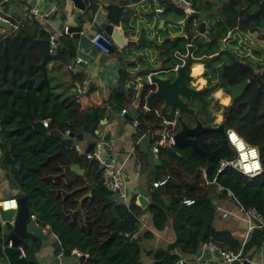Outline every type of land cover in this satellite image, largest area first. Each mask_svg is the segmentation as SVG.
Segmentation results:
<instances>
[{
	"label": "trees",
	"instance_id": "16d2710c",
	"mask_svg": "<svg viewBox=\"0 0 264 264\" xmlns=\"http://www.w3.org/2000/svg\"><path fill=\"white\" fill-rule=\"evenodd\" d=\"M88 1L92 2L89 8L96 5L94 0H84ZM202 1L192 0L186 11L167 2L163 4L164 11L173 10L177 18L184 19L188 39L194 45L192 54L208 59L204 64V76L210 75L217 66V71L223 68L228 84L248 81L243 94L231 104H224L229 99L224 96L225 92L220 94L219 101L223 105L220 107L224 108L221 115L217 109L213 119L218 125L222 116L225 128L235 130L247 144L256 146L264 169V52L255 62L230 53V45L237 41V32L245 33L264 25V2L248 0L242 7L237 0H231L220 7L215 18L198 12L199 9L210 10L206 3L201 5ZM122 4L107 5L105 18L107 22L126 28L128 11ZM200 21L207 23L208 40L195 32ZM235 25L239 31L233 30ZM3 33L0 37V170L18 190L16 197L26 196L29 214L54 235V255L69 257L72 250H77L85 255L81 264H141L139 256L144 252L150 258L148 264H174L179 258L195 254L199 245L210 242L221 243L234 251L241 247L242 257L247 260L255 249L264 246V225L249 232L244 241H238L233 232L217 230L212 225L216 211L213 199L229 200L243 210L253 208L264 220V170L251 177L232 167L216 173L217 159L205 160L187 145L174 146L171 151L159 148L157 163H153L149 159L150 140L149 147L143 154L140 152L141 167L149 171L148 183L153 175L157 179L167 175V181L156 188L148 184L147 204L143 208L134 197L126 205L117 202L101 184L98 162L77 155L72 147L74 137L68 135L92 137L97 121L107 117L108 112L118 114L126 102H132L135 89L114 88L105 101L96 97L90 102L88 96L94 92L89 87L85 93L88 99L83 105L77 97L61 98L55 93L49 62L67 63L72 58L70 35L58 37L56 54L50 57L48 33L37 21L24 22ZM222 38L231 41L225 42L224 50L219 51L218 41ZM175 41L181 43L182 39ZM178 48L183 53V45ZM164 63V68L171 67L175 59ZM192 67L196 68L192 75L199 76L201 65ZM259 67L262 73H253ZM81 80L79 75L78 89ZM199 81L204 83L200 78ZM145 94L142 93L138 101V116L134 118L137 125L132 139L145 136L152 123L160 121L154 109H144ZM36 121L47 122L44 138L32 128ZM50 130H57L60 137L48 134ZM205 135L209 136L207 143L203 144L200 138L197 143L203 150L210 151L219 139L210 132ZM71 164H77L83 173L72 172ZM182 198L192 199L193 203L181 205ZM144 213L149 214L151 226L156 231H161L170 218L174 239L164 246L143 249L142 241L153 238L146 229L138 232ZM10 233V225L0 223V264H7L2 249L9 242ZM124 233H137V236L129 239ZM18 246L24 249L28 264H37L22 242H17L14 248ZM37 248V244L32 245L33 252ZM14 253L18 256L15 249Z\"/></svg>",
	"mask_w": 264,
	"mask_h": 264
},
{
	"label": "crops",
	"instance_id": "0c3cea01",
	"mask_svg": "<svg viewBox=\"0 0 264 264\" xmlns=\"http://www.w3.org/2000/svg\"><path fill=\"white\" fill-rule=\"evenodd\" d=\"M82 1L84 3L85 10L89 11V15L91 17V19L89 20L85 19L84 12L75 10L71 3L67 0H11L9 3H7V9L5 11H2L3 16H8V21L10 22L6 23L7 28L0 26L3 28L4 31L14 30L17 26L21 25L22 23L17 24V22L22 19L27 9L33 5L37 6L41 12L47 11V9H49V7L51 6H56L57 10L50 17V19L54 20L53 27L56 30L55 32L57 35V41L58 37L61 34L70 35L69 33L61 32V27H63L64 23H69L72 26L79 27V34L77 38H71V46L73 47L72 58L74 56H79L83 58L87 61L86 66L79 67V72L77 74H72L65 69L64 65L66 63L60 61L49 62V69L51 71L50 77L52 79L53 85L56 87L55 92L63 98L77 96V77L79 75L80 77H82V79H88L91 82V87H93L94 89V93L91 94L92 96L90 97L91 99H88V101L90 102L95 101L96 97L101 102L105 101L108 98L112 89L114 88H119L122 90L134 88L136 94L137 86L142 82L140 81V79L135 77L127 78L125 66H135L137 65L138 61L146 60V63L149 67L145 66L139 71L141 74L145 75L155 72L157 70L165 69L164 67H166V63L164 62L168 61V59L170 60L171 58L175 59V63L173 66L179 65L181 62L178 60L180 59L181 55H185L187 52V43H192L188 39L187 32L184 28V19L177 18L176 12L173 10L164 11L165 6L163 4L168 2L166 0H94L96 5H93V7H91L90 5V8L89 4H92V2H84V0ZM189 1L191 5L192 0ZM229 1L231 0H203L201 2V5L203 6L204 3H206V5L210 6V10L208 12H205L204 9H199L198 12L200 14L208 13L210 15H213V17L217 18V11L220 9V7H222ZM237 1L242 7H244L248 2V0ZM262 1L264 2V0ZM120 3H123V8L125 9V11H128L126 28H123L121 25H116L111 22H107L105 18V7L109 4L119 5ZM173 6L177 9H180L178 6ZM157 9H160V11H156ZM32 21H37V19L31 17L30 19H26L24 22L29 23ZM107 23H109L113 27H117L124 40H130L135 42L128 48L130 50V52H128L129 56L126 57L124 62H119L116 57H111V55L108 53L103 54L97 51L88 42V36L90 32L92 30H96L100 27H103V25ZM203 23L204 31L207 33V23H205V21H203ZM236 29L237 26L235 25L233 27V30ZM236 31L239 30L237 29ZM3 34L4 33H2L1 36ZM236 35V43L230 45V48H232L231 52L235 56L246 57L252 62L259 60L262 53L264 52V25L252 31H246L245 33H242V31L237 32ZM199 36H202L203 38H206V40H208V38L203 36L202 34H199ZM176 38L182 39V42H173V40ZM165 39H167L168 41H165ZM219 41H221L222 45H220ZM219 41V51H221L224 50L225 42H229L231 40H228V38H222ZM180 44H182L184 47L183 53L178 50ZM241 44H245V47ZM192 46L194 47V45ZM256 46L261 47L258 50ZM252 51H255L256 53H258V55H255ZM72 58L69 59L68 62H70ZM220 63L221 62H219L218 66L220 65ZM201 66L202 74L204 72V65L201 64ZM191 67L189 68L190 75H192ZM122 69L125 72L123 80H121ZM253 73H256L258 75L261 74L262 68L259 67L257 69H254ZM201 74L199 76L192 75L195 80L191 81V85L196 87V89H200L205 84L199 81V78L204 81V78L203 76H201ZM130 79H132L131 82H136L134 87H130L128 84L125 83H128V81L130 82ZM76 99H79V97ZM133 100L130 103L126 102L123 108H126V110H128L132 106ZM214 102H216L215 98L213 101H211L210 112H212L215 107ZM143 106L145 107L144 101ZM108 113L109 114L107 116V121L109 129H107L106 132L110 135L109 144L111 146V154L110 152H107V154L113 157L112 164H123V173L126 180L125 187L129 198L134 197L136 203L137 197L139 196H142L147 200V195L145 191L149 184V171L141 167L140 158L143 152L146 150V133L145 136L141 137V142L145 140L144 143L142 144L140 142L138 145H136L134 149L135 154L130 155L128 159H126L124 162L123 160L127 151L129 150L131 139L135 134V128L137 125H133V122H135V117H133L132 121H128L126 119H123L122 117H119L118 114H111L110 112ZM214 115L215 114H213V116ZM115 116L120 118L119 121L124 124L123 127L120 128L121 131L118 130V124H116L114 121L110 122L112 119H115ZM208 121L212 125L215 123L214 119H209ZM91 141L92 137H88V139L81 137V140L78 142L79 145L83 149H85V147ZM152 144H154L153 141ZM137 169H141L140 176H136ZM141 178L144 179L146 185L142 184L143 181ZM1 181H5V179L2 171L0 170V200H2L0 202V206L8 202L3 199L16 197L13 194L8 195L7 190H3L5 188V184H2ZM219 201L220 200H212L213 204L216 207V211L219 217L222 218L221 214H224L225 217L222 219L232 218L234 220H237L240 224V228L232 229L231 231L234 233V235H236L235 238L237 240L243 241V235L248 225V218L245 214L239 212L238 207L232 204L229 200L228 201L230 203H227V200H223L220 202ZM47 229V226H42L43 236L48 234ZM144 229L150 231L153 234V238L148 241H142L141 247L143 249L164 246L166 243H170L174 239L170 218H167L166 224L161 231H156L151 226L149 214L144 213L141 216L138 232L143 231ZM51 236L53 237H49V240L44 242L42 241L43 238H40L39 242L37 243L38 248L33 252L35 262L37 264H79L73 263L70 259V256V263L65 262V259L59 262L58 256L61 255L55 256L53 254L52 248H50V244L54 240V235L51 234ZM150 243L152 246H149ZM200 255L201 258L196 259V257ZM184 259L186 260V264H214L215 261V257H213L208 252L206 244L199 245L195 254L188 255ZM139 260L141 264H148L150 262V258L144 252H141ZM243 261H245L246 264H264V246L255 249L253 255L248 260L244 258Z\"/></svg>",
	"mask_w": 264,
	"mask_h": 264
},
{
	"label": "water",
	"instance_id": "95a60500",
	"mask_svg": "<svg viewBox=\"0 0 264 264\" xmlns=\"http://www.w3.org/2000/svg\"><path fill=\"white\" fill-rule=\"evenodd\" d=\"M11 0H0V7L2 11L7 9V3ZM71 3L75 10L84 12L85 19H91L89 11L85 10L82 0H67ZM0 26L7 28V24L0 20ZM103 32L109 35L112 44L107 46V52L111 57H116L119 62H124L129 54L125 47H130L135 42L130 40H124L117 27H113L109 23L100 27ZM199 32L208 38V34L204 31V23L200 21L197 25ZM71 38H77L79 34V27H71L69 30ZM222 45L221 41H219ZM180 64L171 66L162 70H157L150 74H145L142 83L137 86L136 94L132 103V106L128 109L126 114L122 116L123 119L132 121L133 117L138 116L137 103L141 98V94L146 92L143 96L145 103V110L154 109L156 115L160 121L152 123L151 127L146 132V146L149 147L150 140L157 141L160 138V132H163L165 123L177 121V128L175 129L172 139L174 146L181 147L187 145L192 152L199 155L205 160L209 159H223L232 160L235 157V152L232 147L227 143L225 139V125L223 119L216 126L203 125L200 120L195 116L196 112L202 114L206 113L205 105L208 103L204 96L211 94V91L220 84L224 92L228 95V104L233 103L244 92L248 81L244 80L236 84H228L223 77V68L220 67L217 71V79L211 83H205L200 89H194L187 81L192 80L194 77L188 73V67L193 63H201L204 65L207 62V57H195L192 51H187L185 55H181ZM123 68V67H122ZM166 74L164 77H159L157 74ZM125 72L122 69L121 80L124 79ZM192 100H196L198 106L196 108L190 107L189 103ZM187 116L193 122V125H187L182 117ZM34 131L41 134L42 138L46 136V130L42 127L40 121H36L32 124ZM211 132L217 135L219 141L218 144L210 151L203 150L197 143V137L200 134ZM48 134H53L60 137V133L57 130H50ZM77 141L81 140V134L72 135ZM110 135L104 133L102 140L97 144L99 149L98 157L101 159L104 157V163L108 164L113 157L107 152L110 151ZM93 147V143L90 142L85 151H90ZM166 150H173V146H164ZM149 159L153 163H157V158L153 155L149 156ZM70 170L78 175L82 174L83 170L79 168L77 164H71ZM155 179V176H152ZM16 207L2 208L0 206V222L7 223L11 227V233L7 237L10 246L5 245L2 249V254L7 264H28L25 257H17L14 253V246L17 242H22L26 247L28 255L34 259L32 245L37 244L43 235L42 226L36 224L34 221L29 220V212L27 207V198L24 195L15 197ZM138 205L143 208L147 204V200L139 196L137 197ZM257 224V221H256ZM8 243V242H7ZM215 248L225 250L226 246L221 243L210 242ZM85 256L80 254L76 256L74 252L71 253L70 259L73 263L81 264ZM183 264H186L185 261ZM237 264V263H236ZM241 264H246L243 261Z\"/></svg>",
	"mask_w": 264,
	"mask_h": 264
},
{
	"label": "built area",
	"instance_id": "2783aa9c",
	"mask_svg": "<svg viewBox=\"0 0 264 264\" xmlns=\"http://www.w3.org/2000/svg\"><path fill=\"white\" fill-rule=\"evenodd\" d=\"M166 1H168L169 3H171L175 6H178L180 9H182L184 11L189 9V6H190L189 0H166ZM56 10H57L56 6H51V7H49V9H47V11L41 12L37 6L33 5L27 9V11L23 15L22 19H20L17 22V24L23 23L26 19H30L31 17H34L35 19H37V23L43 28L44 31H46L48 33L47 53L50 57H54V55L56 54V51H57V46H58L57 35L55 32L56 30L53 27L54 20L50 19V17L56 12ZM156 11H160V9H157ZM0 20L4 21L6 23L9 22L8 16H6V17L3 16V12L1 10V7H0ZM70 27H72V25H70L69 23H64L63 27H61V32L62 33H69ZM3 31H4L3 28L0 27V37H1V34L3 33ZM227 35H228V33H227ZM88 42L94 49H96L97 51H99L103 54L108 53L107 52V46L112 44V41H111V38L109 37V35L106 34L105 32H103L101 29L92 30L88 36ZM192 49H193L192 44L190 42L187 43V51L190 50V52H191ZM86 64H87L86 60H84L83 58H81L79 56H74L72 58V60L70 62L66 63L64 66L68 72H70L72 74H77L79 72V67L86 66ZM89 87H91V82L88 79H82L81 80V86L79 87V89L78 88L76 89L77 95L85 94ZM144 109H145V107H144ZM127 111L128 110H126V108H121L120 111L118 112V116L122 117L124 114H126ZM41 125L43 128L46 129L47 122L42 121ZM133 125L135 126L136 123L133 122ZM107 129H109L107 117L99 119L97 121L95 127L92 130V141H91L93 143L92 149L90 151L86 152L85 149H83L79 145V142L75 138H73L72 147H73V150L75 151V153L77 155L83 156L86 160H95L99 163V165H100V174L99 175H100V180H101L102 186L104 187V189L107 192H109L112 195V197L117 202L126 205V204H128V201L130 198L128 196V193H127L126 187H125L126 180H125V176L123 173V164L114 165V164H112L113 159L111 161H109L108 164H105L103 162L104 157L101 159L98 157L99 149H97V144L102 140V136L104 135V133H106ZM228 130L229 129H227V128L225 129V139H226L227 143L234 150L235 157L232 160L219 159L218 160V167L216 169V173L220 172L223 168L232 167L245 176L251 177V176L256 175V174L246 175L239 170L238 166H234V163L239 160V153L235 149V147L231 144L230 140L228 139V135H227ZM174 131H175L174 122L165 123L163 132H160L159 140H157V141L152 140L154 142V144H152L150 147V154L156 157V154H157V151L159 148H161V147L163 148L164 146H171V147L174 146L173 139H172V135H173ZM64 134L67 135L68 131H65ZM141 137L142 136H138L134 139H131V144L129 145V150L127 151L125 158L123 160L124 162L126 159H128V157L130 155L135 154V152H134L135 146L141 142V139H142ZM140 170L141 169L136 170V172H137L136 176L137 175L140 176V174H141ZM167 179H168L167 175H165L161 179H157V178L152 179L149 183V186H151L152 188L162 186L167 181ZM3 200L15 201V197H10L9 199H3ZM1 201L2 200H0V202ZM179 203L181 205L188 206V205H191L193 203V200L189 199V198H182ZM15 205H16V202H15ZM1 207L5 208L3 206H1ZM15 207H13V209H15ZM238 211L245 214L246 217L248 218V225H247V228H246L245 233L243 235V241H244L249 232H251L255 228H258V227L264 225V220L253 208H250L248 210H243L241 207H238ZM221 217L224 218L225 215L221 214ZM29 220H32L36 224H39L37 222L35 216L32 214H29ZM256 221H257V224H256ZM123 236L128 237L129 239H135L137 236V233H134L131 235L124 233ZM7 245L9 246L10 244L8 243ZM206 246H207L208 252L213 257H215L214 264H236V263L241 264L243 262L244 258L242 257L241 247L234 251L232 249L229 250L227 248L225 250H221L219 248H215L210 243H207ZM15 250L18 251L17 257H25L24 249L21 246L16 247ZM72 252H74L76 254V256L81 254L77 250H72L71 253ZM199 258H201V255L196 257V259H199ZM184 261H186L184 258H179L174 264H183Z\"/></svg>",
	"mask_w": 264,
	"mask_h": 264
},
{
	"label": "rangeland",
	"instance_id": "374dc122",
	"mask_svg": "<svg viewBox=\"0 0 264 264\" xmlns=\"http://www.w3.org/2000/svg\"><path fill=\"white\" fill-rule=\"evenodd\" d=\"M72 27H77V26H72ZM71 28V27H70ZM70 28H69V30H70ZM195 32L199 35V34H201L200 32H199V29L198 28H196L195 29ZM163 35V34H162ZM242 46H244L245 47V44L243 45V44H241ZM257 47V49L259 50L260 49V47L261 46H256ZM125 49H126V51L125 52H130V50L128 49V47H125ZM229 49V48H228ZM231 50H232V48L230 49V53H232L231 52ZM135 57V56H134ZM132 58V57H131ZM222 61V60H221ZM220 61V62H221ZM151 65V64H150ZM145 66H148V64L146 63V60H143V61H138V63H137V65H128V66H125L126 67V76H127V78H133V77H135V78H138V79H140V81L142 82L143 81V79H144V74H141L139 71L141 70V68H143V67H145ZM194 66V65H193ZM149 67V66H148ZM191 69H192V72H194L195 70H196V68L195 67H191ZM200 69V72H202V67L201 68H199ZM157 76H159V77H164V76H166V74H157ZM213 78H214V75L212 76ZM132 81V79H130V82L128 81V83L127 82H125L126 84H128L130 87H134L135 86V84H136V82H131ZM90 88H92V90L94 91V89H93V87H90ZM221 92V91H220ZM56 93V92H55ZM77 95V94H76ZM208 95V94H207ZM207 95H205L206 96V98L208 99V101L210 102L211 101V99H213L211 96H210V94H209V96H207ZM217 95V94H216ZM61 98H63L62 96H60ZM77 98L79 97V101H80V103H81V105H83V103H86L87 102V96L85 95V94H82V95H77L76 96ZM89 98L91 97V96H88ZM191 105L193 106V107H197V102H196V100H192L191 101ZM214 105H215V107H214V109H213V111L211 112L212 114H215V111H216V109H220V115H221V111H222V109L224 108V107H220V106H223V105H221L218 101H216V102H214ZM201 117H202V119L204 120V119H206V115H201ZM115 119H112L110 122H115L116 124H118V126H119V131H121V127H123V123L121 122V121H119L120 120V118H118V117H114ZM217 119V118H216ZM215 122H217L218 123V121L217 120H215ZM88 137H90V136H88V135H85L84 136V138H87L88 139ZM145 141V140H144ZM144 141H142L141 143L143 144L144 143ZM151 147V146H150ZM145 148H147V146H146V144H145ZM110 154H111V149H110ZM99 164V163H98ZM99 167H100V165H99ZM142 172V171H141ZM3 173V172H2ZM3 176H4V174H3ZM5 179V178H4ZM142 179V181H143V185H146V182L144 181V179L143 178H141ZM1 183L3 184H5V188L3 189V190H7V192H8V195H10V194H13L14 196H16V194H17V192H18V190L9 182V181H7L6 179H5V181H1ZM3 187V186H2ZM7 195V196H8ZM214 201H216L215 199H214ZM226 201V200H225ZM220 202V201H219ZM227 203H230L228 200L226 201ZM212 225H213V227L215 228V229H225V230H228V231H231L232 229H236V228H240V224H239V222L237 221V220H234V219H232V218H227V219H222V218H220L219 217V215H218V213H217V211H215V214H214V217H213V221H212ZM143 229V228H142ZM232 232V231H231ZM43 236V235H42ZM236 236V235H235ZM49 237H53V236H51V233H48V234H46L45 236H43L42 238V241L44 242V241H48L49 240ZM55 241V237H54V240H53V242ZM238 241H240V240H238ZM53 242L50 244V248H52V251H53V247L54 246H52V244H53ZM49 244V243H48ZM149 246H152L151 245V243H150V245ZM56 256V255H55ZM63 259H65L66 261L65 262H67V263H70V260H69V257H63L62 255L61 256H58V261L59 262H61Z\"/></svg>",
	"mask_w": 264,
	"mask_h": 264
},
{
	"label": "clouds",
	"instance_id": "9594fccd",
	"mask_svg": "<svg viewBox=\"0 0 264 264\" xmlns=\"http://www.w3.org/2000/svg\"><path fill=\"white\" fill-rule=\"evenodd\" d=\"M224 104L225 105L228 104L227 99L224 101ZM227 135H228V139L230 140L231 144L235 147V149L239 153V160L234 163V166H238L239 170L246 175L258 174L262 170H264L261 168V164H260V161L258 158L259 157V150L256 146L248 145L237 134V132L235 130L229 129L227 132ZM2 206L5 208H13L16 205H15V201H8L5 204H3ZM1 224H4V223H1Z\"/></svg>",
	"mask_w": 264,
	"mask_h": 264
},
{
	"label": "flooded vegetation",
	"instance_id": "af4514ba",
	"mask_svg": "<svg viewBox=\"0 0 264 264\" xmlns=\"http://www.w3.org/2000/svg\"><path fill=\"white\" fill-rule=\"evenodd\" d=\"M192 45H193V43H191ZM192 51V50H191ZM194 56V55H193ZM196 64H199V65H201L200 63H196ZM202 67V66H201ZM204 71V70H203ZM214 75V78L212 77ZM201 76H203V78H204V83H206L207 81H209L210 79H211V82H213V81H215L216 79H217V66L212 70V73L210 74V75H207V76H204V72L201 74ZM208 76H211V78H208ZM194 79V78H193ZM192 79V80H193ZM192 80H189V81H187V83L189 84V85H191V81ZM195 80V79H194ZM211 82H208V83H211ZM192 86V85H191ZM221 91V92H220ZM224 91L222 90V86H218L217 88H216V90L214 91V92H212V94L210 95L213 99H211V101H213L214 100V98H215V101H218L220 104H221V102L219 101L220 100V94H222V95H224V93H223ZM217 94V95H216ZM207 96H209V94L207 95ZM225 97H228L226 94L224 95ZM204 99H206L207 101H208V99L206 98V96H204ZM211 101L209 102L208 101V105H207V110H208V113H205L204 115H206V119H202V117H201V115H203L202 113H200V112H196V114H195V116L197 117V119L198 120H200L201 121V123L203 124V125H208V126H214V125H217V123H214L213 125L208 121L209 119H213V114H211V112H210V104H211ZM189 106L190 107H193L192 105H191V102L189 103ZM197 106H198V104H197ZM193 108H195V107H193ZM217 110V109H216ZM215 114H217V112L215 111ZM215 118H217V116H215ZM182 120L187 124V125H189V126H191V125H193V122L191 121V119H189L187 116H183L182 117ZM174 127H175V129L177 128V121H176V119H174ZM209 122V123H208ZM207 133V132H206ZM209 133V132H208ZM211 133V132H210ZM214 134V133H213ZM205 135V133H203V134H200L198 137H197V139L198 138H200V141L203 143V144H206L207 143V141H208V139H209V136H204ZM196 139V140H197Z\"/></svg>",
	"mask_w": 264,
	"mask_h": 264
},
{
	"label": "bare ground",
	"instance_id": "6f19581e",
	"mask_svg": "<svg viewBox=\"0 0 264 264\" xmlns=\"http://www.w3.org/2000/svg\"><path fill=\"white\" fill-rule=\"evenodd\" d=\"M194 65H196V63H193ZM193 64H191L189 67H188V73H190L189 72V68L193 65ZM208 78H211V76H208ZM195 79V78H194ZM194 79L192 80V81H194ZM218 86H221L220 84H218L212 91H211V94H212V92H214L215 90H216V88L218 87ZM194 89H196V87H194V86H192ZM210 94V95H211ZM209 103H207L206 105H205V110H206V113H208V110H207V105H208Z\"/></svg>",
	"mask_w": 264,
	"mask_h": 264
}]
</instances>
